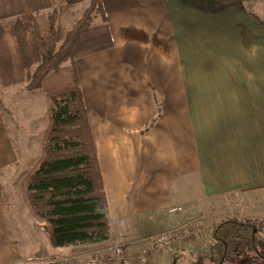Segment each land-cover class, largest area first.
I'll return each mask as SVG.
<instances>
[{"label":"crops","instance_id":"0c3cea01","mask_svg":"<svg viewBox=\"0 0 264 264\" xmlns=\"http://www.w3.org/2000/svg\"><path fill=\"white\" fill-rule=\"evenodd\" d=\"M89 3L0 0V21ZM102 5L112 47L76 65L111 229L145 232L143 220L177 209L182 195L194 197L210 225L208 249L219 217L264 220V0ZM17 163L0 107V175ZM82 245L52 251L62 256ZM201 247L185 241L162 252L196 264ZM154 260L169 263L161 252ZM25 261L0 176V264Z\"/></svg>","mask_w":264,"mask_h":264},{"label":"trees","instance_id":"16d2710c","mask_svg":"<svg viewBox=\"0 0 264 264\" xmlns=\"http://www.w3.org/2000/svg\"><path fill=\"white\" fill-rule=\"evenodd\" d=\"M43 15L0 21V85L27 82L48 105L42 156L22 181L24 196L47 225L52 247L103 242L110 238L109 205L76 62L112 47L110 30L102 0H90L68 30L59 25L57 8L41 23ZM263 229L264 221L253 219L214 225L208 254L197 263L223 264L251 252L264 257Z\"/></svg>","mask_w":264,"mask_h":264},{"label":"rangeland","instance_id":"374dc122","mask_svg":"<svg viewBox=\"0 0 264 264\" xmlns=\"http://www.w3.org/2000/svg\"><path fill=\"white\" fill-rule=\"evenodd\" d=\"M57 9L60 13L58 23L65 30L70 29L73 23L84 13V8L76 10L68 6H60ZM43 14V17L40 19L41 23L45 22L47 15H50L51 12ZM26 85L27 82L10 87L0 85V107L18 156V163L11 169L1 173L0 176L17 237L21 246L26 250V261L23 264H51V261L61 256L52 251L53 247L50 244L46 231L47 225L38 221L31 213L26 203L22 186L24 177L42 156L43 138L49 125L48 105L45 94L41 90L30 91L26 89ZM7 172L10 173V181H7L5 178ZM191 198L192 200L188 202L186 196L182 195L176 210L143 220V223H141L146 226L147 231L145 232H135L132 230L131 225L123 226V228H118V226L114 225L110 231V238L108 240L93 244L87 243L86 245L79 246L77 250L69 254L90 252L116 242L133 243L150 234L178 226L189 219L203 218L208 227L204 240L201 242H190L204 244V248L201 247L203 248L201 249L203 253L195 258V262L198 264V260L208 254L207 242L210 239V225L208 226L205 217L201 216L200 213H196L194 197L191 196ZM185 202H188L189 206L184 204ZM190 203L193 205L190 206ZM226 217L228 218V216H221L218 219L224 221ZM231 219L237 218H228L227 220ZM259 236L264 240V229ZM132 247H134V244L131 245V249H135ZM161 254L169 262L166 264H180V260L182 259L177 254L174 256L171 253L165 252H161ZM203 262V264H208L206 259ZM149 264L159 263H157V260H154ZM223 264H264V257L256 252H251L248 257L240 256L228 259Z\"/></svg>","mask_w":264,"mask_h":264},{"label":"built area","instance_id":"2783aa9c","mask_svg":"<svg viewBox=\"0 0 264 264\" xmlns=\"http://www.w3.org/2000/svg\"><path fill=\"white\" fill-rule=\"evenodd\" d=\"M176 210L173 209L172 211ZM208 231L203 218H192L178 226L153 233L133 243H111L90 252L63 255L51 264H149L162 251H173L185 241L201 242ZM134 244L135 249H131Z\"/></svg>","mask_w":264,"mask_h":264}]
</instances>
